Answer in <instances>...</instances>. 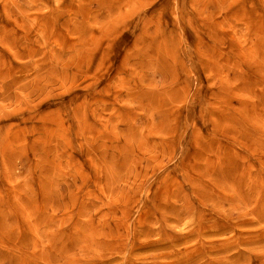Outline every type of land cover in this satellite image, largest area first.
<instances>
[{"label": "rangeland", "instance_id": "obj_1", "mask_svg": "<svg viewBox=\"0 0 264 264\" xmlns=\"http://www.w3.org/2000/svg\"><path fill=\"white\" fill-rule=\"evenodd\" d=\"M0 264H264V0H0Z\"/></svg>", "mask_w": 264, "mask_h": 264}]
</instances>
